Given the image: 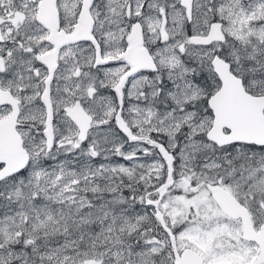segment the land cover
I'll list each match as a JSON object with an SVG mask.
<instances>
[{
  "label": "snow or ice",
  "instance_id": "1",
  "mask_svg": "<svg viewBox=\"0 0 264 264\" xmlns=\"http://www.w3.org/2000/svg\"><path fill=\"white\" fill-rule=\"evenodd\" d=\"M0 264H264V0H0Z\"/></svg>",
  "mask_w": 264,
  "mask_h": 264
}]
</instances>
